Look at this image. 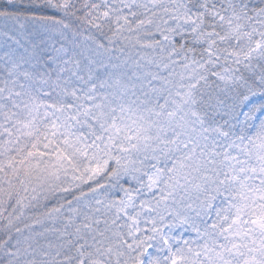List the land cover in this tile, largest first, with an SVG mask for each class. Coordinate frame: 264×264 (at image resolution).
I'll list each match as a JSON object with an SVG mask.
<instances>
[{
	"label": "snow or ice",
	"instance_id": "6c2138e0",
	"mask_svg": "<svg viewBox=\"0 0 264 264\" xmlns=\"http://www.w3.org/2000/svg\"><path fill=\"white\" fill-rule=\"evenodd\" d=\"M0 264H264V0H0Z\"/></svg>",
	"mask_w": 264,
	"mask_h": 264
}]
</instances>
